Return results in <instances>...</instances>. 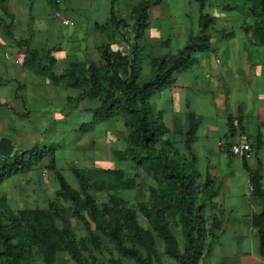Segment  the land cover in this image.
Wrapping results in <instances>:
<instances>
[{
	"label": "trees",
	"instance_id": "16d2710c",
	"mask_svg": "<svg viewBox=\"0 0 264 264\" xmlns=\"http://www.w3.org/2000/svg\"><path fill=\"white\" fill-rule=\"evenodd\" d=\"M117 1L111 0L110 19L96 25L104 35L96 46L99 61L68 57L66 65L59 66L52 50L32 46L33 21L27 38L14 37L9 0H0V38L14 40L23 49L24 68L54 88L72 93L66 96L62 111L79 110L82 105L80 112L91 115V121L81 125L80 134L114 119L122 122L120 127L112 125L115 131H126L120 140L124 148L117 142L111 145L115 168H73L78 187L58 169L56 145L36 144L19 148L8 159L0 158V186L39 167L54 172L58 183L55 198L45 208L17 210L4 195L0 197V264H60L61 253L68 254L74 264H99L97 254L105 253L109 256L104 264H164L165 260L200 264L218 239L221 224L209 212L217 208L221 185L197 166L193 128L181 144L150 106L155 92L176 86L180 75L196 63V53L210 52L211 37L191 36L177 52L161 54L146 37L149 10L161 0H131L133 16L125 20L115 14ZM197 1L204 8L206 0ZM238 2L250 17L246 31L264 46V0ZM213 21L201 12V28ZM25 89L26 85L18 84L15 101L24 100L21 92ZM94 103V107L89 105ZM15 114L28 117L23 111ZM259 173L252 174L251 183L264 204ZM141 180H145L147 195L134 204L128 195L142 189ZM73 220L84 224L85 235L78 236L72 229ZM255 220L264 259V213ZM103 236L108 241L106 248Z\"/></svg>",
	"mask_w": 264,
	"mask_h": 264
},
{
	"label": "crops",
	"instance_id": "0c3cea01",
	"mask_svg": "<svg viewBox=\"0 0 264 264\" xmlns=\"http://www.w3.org/2000/svg\"><path fill=\"white\" fill-rule=\"evenodd\" d=\"M31 1L34 0H9V11L14 17V37L16 39L27 38L29 24L33 21L32 46L36 48L47 47L52 50L51 54L57 59L58 65L61 66L66 65L68 57L72 58L66 48H78L75 46L78 42H75L76 37L70 39L72 35L77 36V34L64 35L57 25L60 23L59 27L61 29L62 26H72L79 31L84 29L86 36L94 35L95 37L96 33L101 34L97 31L96 25H104L110 19L112 11L111 0H79V4L87 6V8L91 7L96 1V11L102 5V2L107 3L109 8L106 15L98 16L103 18L92 23L93 27L89 25L83 28L82 26L87 20L84 19L79 22L73 18L77 14L85 16L84 13H80L82 11L79 8L80 5H74L73 0H41L43 11L41 10V12L35 14L33 5L30 4ZM171 1L177 4L180 13H171L167 6V9L161 8L160 6L165 3L164 0H161L160 4L151 7L149 10V25L146 37L149 38L154 49L161 54L177 52L188 43L191 36L209 35L211 37L210 52L196 53V63L180 75L176 86L167 89V111H165L167 116L166 126L181 144L184 143L186 133L193 128V148L197 157V166L203 172H210L213 180L221 185L220 195L215 200L217 208L213 213L209 212L211 217L217 219L221 224L220 230L216 232L218 239L210 252L203 257L200 264H264L255 220V217H259L264 213V204L262 197L251 188L252 174L260 171L261 184L264 189V62L259 61V49L263 45L258 43L252 34L246 31L250 17L247 8L237 2L239 0H206L204 8L197 0ZM114 10L118 18L119 16L122 17L119 19H129L133 16V3L131 0H118ZM201 12L214 19L206 29L201 28L200 25ZM237 14L238 17H236ZM177 19L179 20L176 21ZM221 20H223L224 26L223 33L215 37L210 33L211 28L216 25L214 22H220ZM64 21H67V23ZM131 28H134V24L131 25ZM229 28L232 31H228ZM80 39L85 40L87 45L91 46L90 41ZM98 39L95 37L93 44L95 50ZM216 39L220 41V46L217 44L218 41H215ZM225 40L226 43L224 44ZM70 43L72 44L71 47H69ZM223 44L225 49L220 53L219 47L222 48ZM175 45H178V47ZM4 46H9L12 50L10 52L4 51ZM88 46L86 47L89 48ZM23 54V49L19 48L14 40L7 39L5 41L0 38V66H3L0 74L3 72L9 73L13 68L19 70L18 65L23 67ZM86 55L87 58L84 61L96 62L100 59L99 57L96 60L88 51H86ZM19 83L25 85V83L13 78L9 79L8 82L0 78V103L7 105L4 108L0 107V138L5 136L4 132L9 128L8 121L15 119L9 113H5L7 107V110L13 113L16 111L12 104L7 103L12 97L8 88L14 87L15 90ZM51 86L53 87V85ZM15 103L18 102L15 101ZM55 103L53 105L54 109H63L62 104L55 107L59 104ZM96 104L89 105L94 107ZM21 105L24 107L25 103L23 102ZM151 107L156 114L163 112L157 111V106L151 105ZM13 108L14 110H12ZM81 109L82 105L77 111H81ZM32 112V116L27 118L34 117L35 111ZM53 113L56 112H52V115L48 114L45 119L42 118L43 116H39L35 122L41 119L42 125L48 126L51 121L59 120ZM234 119L240 121L243 131L249 135L253 143L254 155L250 160L244 161L234 157L229 152V146L236 139V130L234 129L235 132L232 133ZM37 127H30V130L25 133L20 132V129L15 131L18 141L11 139L18 149H23L22 144L27 140V134H34L32 141L35 144L40 143L36 142L39 139L36 133ZM21 129L26 128L24 126ZM87 134L89 133L85 135L88 136ZM116 134L114 131L94 136L96 138L102 137L104 142H110L112 145V143H116V138L117 140L125 138V136L120 137ZM89 137H92V134ZM76 145L78 151L83 154L81 160L85 158L93 161V167L88 165L89 167H83L84 169H92L95 168L94 165L98 167V165L105 164L102 156V161L94 164L95 155L98 154L96 149H86L84 153L79 150L78 140ZM58 157L57 151V167ZM81 160L79 162H82ZM74 167L81 169L76 163H73L72 170ZM58 169L64 174L61 168L58 167ZM44 171L47 170L40 171V178L43 183ZM71 173L75 178L73 171ZM31 174H35L34 171L25 174V180L33 183L34 177ZM64 176L66 177L65 174ZM54 180L56 181L55 175ZM73 182L76 183L77 180H72ZM69 183L72 186L75 185L70 181ZM40 190L41 188H35L30 197L26 198L29 203L26 204L21 190L19 191L17 186L10 184L7 187L5 197L10 206L14 208L12 206V191H18L24 205L22 209H25L30 205L29 201L32 200H34L35 206L43 204L47 197L44 198L43 196L46 187L44 192H40ZM33 194L36 195L35 199L32 197Z\"/></svg>",
	"mask_w": 264,
	"mask_h": 264
},
{
	"label": "rangeland",
	"instance_id": "374dc122",
	"mask_svg": "<svg viewBox=\"0 0 264 264\" xmlns=\"http://www.w3.org/2000/svg\"><path fill=\"white\" fill-rule=\"evenodd\" d=\"M164 1L165 3L162 2L163 4L160 6L161 8L163 9L168 8L171 11V13H180L177 7V4L174 1H171V0H168V1L164 0ZM79 2H80L79 0H73L74 5H80ZM30 4L33 5L34 14L41 12L42 10L41 0L31 1ZM101 4L102 5L97 8V11H96V1H94L92 6L88 8L87 6L80 5L79 8L82 10L80 13H84L85 16H79L77 14L73 18H75L79 22L86 19L87 21L82 26L83 28H86L89 25L92 26V23L94 21L99 20L100 18H103V17H98V16L106 15L108 13L109 8H108L107 3L102 2ZM236 17H238V14ZM119 18H122V17L119 16ZM178 20L179 19H177L176 21ZM214 23L216 25L211 28L210 33L216 37L223 33L222 32L224 28L223 20H221L220 22H214ZM59 24L57 25L58 29L62 31L64 35L71 34V33L77 34V36L72 35L70 39H73L76 37L75 42H78V43L75 46L78 48H74V49L66 48L67 51H69V54L72 56L73 59L84 61L87 58L86 51H88L92 57H95L96 60L99 58V54L96 52L95 48L93 47V44L95 41V37L99 38L98 44L101 43L104 40L103 34L96 33L95 37L94 35L88 37L86 36V31L84 29L83 31H79L78 29H75L72 26L70 27L62 26V29H61L59 27ZM1 30H2V27H0V32H2ZM228 31H232L231 28H229ZM84 32H85V35H84ZM80 38L90 41L91 46H88L85 40L83 41ZM78 40H81V41H78ZM215 41H218V40L216 39ZM225 43H226V40L224 41V44ZM217 44L218 46H220V41H218ZM224 44L222 48L219 47V49L221 50L220 53H222V50L225 49ZM71 45L72 44L70 43L69 47H71ZM86 46H88L89 48H87ZM175 46L178 47V45H175ZM3 50L10 52L12 49L9 46H4ZM259 50H260L259 51L260 52L259 61L264 62V46H261ZM18 66L20 68L19 70H14L15 68H13L11 69L9 73L3 72L2 74H0V78L3 81L6 80V82H8L9 79L13 78V79L19 80L22 83H25L26 90L21 92V94L24 97V100L20 101L16 99L18 103H15V96L17 94H13L15 92L14 87L12 88L9 87L8 89L10 93L12 94V97L10 98L11 100L9 99L7 103L12 104V106L15 107V110L20 111V112L23 111L24 113L28 115V117L32 116V113H33L32 111H35V113L33 114L34 116L33 118H26V117L20 118L18 116H15V113L7 110L8 107L5 108V113L6 114L9 113L12 117L15 118L13 120L8 121L9 128H7L6 131L4 132L5 135H8L13 140L18 141V138L16 137L17 133L15 132L16 130L20 129L21 130L20 132L25 133L27 130H30V127L38 126L36 133L38 134L39 139L36 142H40L38 143L40 147L43 145H56L57 146L58 156H59L58 157L59 159L58 167L63 170L64 174L66 175V178L71 183H72V180H76L71 173L72 171L71 167L73 163H76L78 167H81V169H84L83 167H87V168L89 166L93 167V161H90L89 159H85V158H82L81 160V157L83 154L80 151H78V149L76 148L77 140L79 141V146H78L79 150L83 152L86 149H92V150L96 149L98 154L95 155L96 157L94 160V164L100 163L102 161L101 158L103 157V159L105 160L103 162L105 164L98 165V167L115 168L117 163L114 162L112 158L110 142H104V139L102 137L96 138L94 135H103V134L114 132L115 127L113 128L112 125L114 123L122 124L120 119H114L113 121H110V122L96 124L94 125L92 129L93 131L91 130L92 132H88L89 133L87 134L88 136H86L85 134L81 135L80 134L81 125L83 123H88L89 121H91V115H88V114L84 115L80 111L74 110L72 108L62 111L61 108L54 109L53 107L54 103L57 102L59 104H57L55 107H58V105L60 106V104H62L63 107L65 108L66 107V96L72 93L70 91H64V90L54 88V86L52 87L50 82H48V80L42 77L35 76L28 69L23 68L21 65H18ZM0 67H1L0 72H2L3 66L1 65ZM146 69L148 70L147 67ZM13 84L15 85V82ZM4 100H7V99H4ZM23 101H25L24 107H22L21 105ZM166 102H167V89H165L162 92H155L150 100V106L151 105L157 106V111L164 112V113L159 112L160 114L157 113V117L160 116L164 120V123L166 122V118H167L165 114V111H167ZM54 111L56 113H53V115H56L57 118H59V120H55V122L51 121L50 125L48 126L42 125L43 123H41V119H39L38 122H35V120L38 119L39 116H43L42 118L45 119L48 114L52 115V112ZM152 111H153V108H152ZM155 114L156 113H154V115ZM120 124H119V127H120ZM24 126L26 129H21ZM27 126H30V127H27ZM116 128H118V126ZM115 132L117 133L116 136L126 137L125 130H120V131L116 130ZM91 134H92V137H89V135ZM18 135H21V134H18ZM33 135L34 134L32 135L27 134L26 136L27 140L22 144V147L24 149H28L34 146L35 143L32 141V137H34ZM115 140L119 145H121V147L124 148L125 145L122 146L119 139L117 140L116 138ZM80 160L82 162H79ZM94 167H96V165H94ZM74 168H77V167H74ZM37 170L38 168L34 170L35 174H31V176L34 177L33 183L27 182L25 180L26 179L25 174L14 176L12 179L5 181V183L2 186H0V197H2L3 195L5 196L7 194V187L11 184V185L17 186L19 191L21 190L22 192L21 194L23 198H25L24 201L26 202V204H29L26 201V198L30 197L34 189L41 188L40 192H44L45 187H46L45 194L43 195L44 198L45 196H47L45 198V201L43 202L42 205L38 204L39 205L38 206L36 204L38 207L45 208L44 206L45 205L47 206L49 201L55 198V192L57 190V181L54 180V172L44 171L43 172L44 183H43L40 178V171L43 170V168L41 167L38 171ZM142 174H143V177L146 179L147 178L146 174L144 173ZM72 184L73 185L75 184L74 187L77 186V182L76 183L73 182ZM141 185H142L141 186L142 189L135 191V193L133 194L128 195V197L132 198L134 204L138 200H142L147 195V193L143 191L146 187L145 180H141ZM9 194H11V192H9ZM35 194L32 195L33 199H35V196H36ZM12 195H13L12 206L17 209H22L24 205H23V202L21 201V198L19 197L18 191H15V192L12 191ZM29 202H30V205L27 206L26 208H37V206H35L34 204V200L29 201ZM133 203L132 205H134ZM71 227L73 230L77 232L78 236L85 235L84 224L81 221L73 220ZM94 227L95 226L93 225V228ZM102 241H103L104 248H106L108 245V241L104 238V236L102 237ZM107 256H109V254L107 253L103 255L97 254V258L99 259V262H100L99 264H102V263L104 264ZM59 261H60V264H74L71 257L66 253L59 254ZM124 264H134V262L125 261ZM164 264H169V263L168 261L165 260Z\"/></svg>",
	"mask_w": 264,
	"mask_h": 264
},
{
	"label": "built area",
	"instance_id": "2783aa9c",
	"mask_svg": "<svg viewBox=\"0 0 264 264\" xmlns=\"http://www.w3.org/2000/svg\"><path fill=\"white\" fill-rule=\"evenodd\" d=\"M67 23V21H64ZM233 127L236 130V139L229 146V152L234 156L242 160H250L254 155V146L248 134H246L238 119H234ZM251 188L254 189L253 185Z\"/></svg>",
	"mask_w": 264,
	"mask_h": 264
},
{
	"label": "water",
	"instance_id": "95a60500",
	"mask_svg": "<svg viewBox=\"0 0 264 264\" xmlns=\"http://www.w3.org/2000/svg\"><path fill=\"white\" fill-rule=\"evenodd\" d=\"M18 150L15 142L7 135L0 138V158L8 159Z\"/></svg>",
	"mask_w": 264,
	"mask_h": 264
},
{
	"label": "bare ground",
	"instance_id": "6f19581e",
	"mask_svg": "<svg viewBox=\"0 0 264 264\" xmlns=\"http://www.w3.org/2000/svg\"><path fill=\"white\" fill-rule=\"evenodd\" d=\"M115 98V97H114ZM116 106V105H115ZM115 118V117H114ZM120 118H122V117H120ZM141 121V120H140ZM234 128V127H233ZM181 162V161H180ZM260 174V173H259Z\"/></svg>",
	"mask_w": 264,
	"mask_h": 264
},
{
	"label": "clouds",
	"instance_id": "9594fccd",
	"mask_svg": "<svg viewBox=\"0 0 264 264\" xmlns=\"http://www.w3.org/2000/svg\"><path fill=\"white\" fill-rule=\"evenodd\" d=\"M245 132V131H244Z\"/></svg>",
	"mask_w": 264,
	"mask_h": 264
}]
</instances>
